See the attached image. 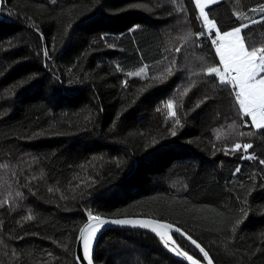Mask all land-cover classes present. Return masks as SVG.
<instances>
[{
  "label": "trees",
  "instance_id": "16d2710c",
  "mask_svg": "<svg viewBox=\"0 0 264 264\" xmlns=\"http://www.w3.org/2000/svg\"><path fill=\"white\" fill-rule=\"evenodd\" d=\"M258 5L264 0H220L211 17L227 31L249 24L233 16L243 12L257 21L242 31L246 47H260ZM196 17L191 0H0V264H75L88 210L172 224L214 264H264V129L238 115L230 85L202 75L211 42L181 39L201 29ZM144 66L142 76L126 75ZM235 143L252 147L232 152ZM241 208L250 215L232 233L221 221ZM94 255V264H186L130 228L104 229Z\"/></svg>",
  "mask_w": 264,
  "mask_h": 264
},
{
  "label": "snow or ice",
  "instance_id": "6c2138e0",
  "mask_svg": "<svg viewBox=\"0 0 264 264\" xmlns=\"http://www.w3.org/2000/svg\"><path fill=\"white\" fill-rule=\"evenodd\" d=\"M99 4V0H95ZM219 0H191L192 5H194V10L197 13V21L201 25L199 31H189L186 35L181 37V39L187 41L189 37L194 36L196 39L194 43H197L199 46L208 47V41L211 42V48L215 49V56L211 63H207L201 70L202 75L206 76L209 79L213 77L218 80L219 87L227 89L228 86H231L229 95L234 97L235 105H238V115H242L246 118H250L251 128L260 130L264 129V45L260 47L251 46L246 47L245 40L242 38V31L249 27V24H256L257 21L251 20L249 17H246L243 12H234L233 16L236 17L237 21L243 19H248L249 24L239 23L238 26H231L230 30L224 31L219 27L218 21L211 17L212 6L217 4ZM55 3V0H53ZM175 3V0H173ZM134 7V6H130ZM261 13H264V5L257 6ZM256 9H251L255 11ZM182 11H187L186 9ZM261 20L264 21V15L261 16ZM71 27V26H69ZM68 29H66L67 31ZM36 31L39 32V29L36 28ZM129 32L134 31V28H129ZM207 34V35H206ZM40 40L44 41L45 37L42 32H39ZM100 39L107 42L106 36H101ZM107 47L112 48V44H108ZM43 52V57L45 60L49 58V51L47 48L41 49ZM177 52H180V48H176ZM218 57V63L215 62ZM175 62H173L174 64ZM117 71H120V67L117 66ZM147 66L139 68L135 72H127L128 77L132 76H142L146 73ZM167 73L164 76V79H167L168 76L172 75L171 69H165ZM33 76H28L26 80L18 82L17 85H13V88L19 87L20 84H28L33 81ZM159 79V78H157ZM121 84L126 86L125 81H121ZM57 91L54 89V92ZM143 91V89H141ZM188 89H185L187 92ZM183 95V94H182ZM207 97H205V101ZM201 101L200 103H204ZM166 107L169 110V115H173V102L169 100ZM199 107V104L197 105ZM159 111V109H157ZM120 113H117L119 116ZM115 123V121H113ZM180 124L179 120L173 124V126L168 130L172 137L177 136V126ZM240 136L246 135L244 132L239 133ZM247 135H253L249 132ZM153 145L158 144L159 142L155 139L152 141ZM161 148L166 147V145H160ZM252 145L248 143H235L231 151L236 152L243 149L245 152ZM226 154H228L226 152ZM242 159L245 157H241ZM250 159H255V156H249ZM261 164H264V160L260 161ZM237 173L240 171V168L237 167L235 170ZM90 186V185H89ZM51 191V189H49ZM250 191V189H249ZM247 194V193H246ZM17 195H20L17 193ZM62 199L64 197H61ZM4 203H8L7 200ZM247 203V200H245ZM87 223H85L79 229V235L77 240L82 243V260L77 259L75 264H82V261H87V264H94L95 261V243L98 238L99 233L103 228L108 225H117V226H132L139 227L142 229H150L157 237H159L160 242L163 247L169 252L174 253L178 257H183L190 264H200V261L194 259L192 255H189L187 251H182L181 247L174 241L173 236L169 234V231L173 228L172 224L169 223H158L150 219H132V218H123V219H105L100 215L94 214L91 210L86 212ZM223 216V214H220ZM250 215V212L245 209H239V215L223 217L221 223L225 228H228L232 233H236L238 228L242 225L245 219ZM33 217L31 215L24 217L25 220H31ZM175 233L180 234L182 237H185L199 249L200 254H202L204 260L207 261V264H214L212 258H210L209 252L201 246L197 240L193 239L190 235L186 234L181 230V228L176 227ZM51 255V254H49Z\"/></svg>",
  "mask_w": 264,
  "mask_h": 264
},
{
  "label": "water",
  "instance_id": "95a60500",
  "mask_svg": "<svg viewBox=\"0 0 264 264\" xmlns=\"http://www.w3.org/2000/svg\"><path fill=\"white\" fill-rule=\"evenodd\" d=\"M102 217V216H101ZM103 218H105V219H109V220H111V219H123V218H132V219H150V220H154V221H156V222H158V223H166V222H163V221H160V220H156V219H153V218H148V217H118V218H110V217H103ZM85 223H87V221L85 222ZM84 223V224H85ZM83 224V225H84ZM82 225V226H83ZM81 226V227H82ZM109 227H116V228H130V229H139V230H143V231H146V232H149V233H151V234H153L155 237H157L154 233H152L151 231H150V229H142V228H139V227H132V226H117V225H112V224H108V225H106L104 228H103V230L104 229H106V228H109ZM175 226H173V228L170 230V231H174L175 232ZM80 229V228H79ZM102 230V231H103ZM101 231V232H102ZM170 231H169V234H170ZM78 235H79V230H78V233H77V236H76V242H75V249H74V256H75V260H77V259H81L82 260V243H80L78 240H77V237H78ZM180 235V234H179ZM185 238V237H184ZM157 239L159 240V237H157ZM186 239V238H185ZM187 240V239H186ZM160 241V240H159ZM189 241V240H188ZM190 242V241H189ZM191 243V242H190ZM162 244V243H161ZM195 246V245H194ZM196 248V247H195ZM197 249V248H196ZM167 250V249H166ZM168 251V250H167ZM197 251L199 252V249H197ZM169 252V251H168ZM172 256H174L176 259H178V260H181V261H183V262H185L186 264H190V262L189 261H187L186 259H184L183 257H178V256H176L174 253H172V252H169ZM199 254H200V252H199ZM201 255V257H202V260L200 261V260H198V261H200V264H207V261L206 260H204V258H203V256H202V254H200ZM194 258V257H193ZM194 259H196V258H194ZM82 264H87V261H82Z\"/></svg>",
  "mask_w": 264,
  "mask_h": 264
},
{
  "label": "rangeland",
  "instance_id": "374dc122",
  "mask_svg": "<svg viewBox=\"0 0 264 264\" xmlns=\"http://www.w3.org/2000/svg\"><path fill=\"white\" fill-rule=\"evenodd\" d=\"M139 70V69H138ZM137 70V71H138ZM166 105H167V103H165L164 105H163V111L166 113V114H169V110H168V108L166 107ZM173 111V110H172ZM249 121H250V118H249ZM250 124H251V121H250Z\"/></svg>",
  "mask_w": 264,
  "mask_h": 264
},
{
  "label": "crops",
  "instance_id": "0c3cea01",
  "mask_svg": "<svg viewBox=\"0 0 264 264\" xmlns=\"http://www.w3.org/2000/svg\"><path fill=\"white\" fill-rule=\"evenodd\" d=\"M220 1V0H219ZM242 35V34H241Z\"/></svg>",
  "mask_w": 264,
  "mask_h": 264
}]
</instances>
